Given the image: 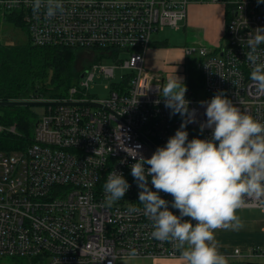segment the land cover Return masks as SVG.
Returning a JSON list of instances; mask_svg holds the SVG:
<instances>
[{
  "label": "built area",
  "instance_id": "obj_1",
  "mask_svg": "<svg viewBox=\"0 0 264 264\" xmlns=\"http://www.w3.org/2000/svg\"><path fill=\"white\" fill-rule=\"evenodd\" d=\"M61 2L62 8L49 18L43 6L39 12L33 11L32 0H0V19L15 14L34 46L90 51L96 57L112 59L114 65H105L103 59L92 62L63 99L23 100L54 104L38 110L29 148L0 153V257L27 258V264L181 260L183 250L176 247L177 242L152 238L153 223L144 215L138 200L140 189L131 175L136 160L124 149L140 145L138 151L150 158L183 120L179 114L171 115L165 106L159 90L164 86L163 76L152 73L145 64L153 35L166 27L178 30L191 3L220 0ZM225 4L231 12L225 47L218 51L208 47L185 50L186 58L195 60L203 76L199 90L185 93L196 117V122L187 126L189 139L211 138V129H200V123L207 119L200 102L220 92L264 122V95L255 91L249 78L252 65L246 57L247 38L264 27V3L232 0ZM257 51L264 60V44ZM118 70L124 71L122 77H117ZM102 78L109 83L105 86L108 96L88 94ZM198 91L204 95L202 99L196 97ZM15 130L13 126L11 131ZM4 131L0 125V134ZM112 171L123 174L130 187L123 198L109 205L103 185ZM160 194L168 201L173 199L171 194ZM131 208L139 211L131 212ZM169 208L178 214L171 205ZM237 209L264 213V200L245 197ZM233 221L214 233L234 227ZM133 250L137 255L130 258ZM222 255L228 263L264 258V251L257 246Z\"/></svg>",
  "mask_w": 264,
  "mask_h": 264
},
{
  "label": "clouds",
  "instance_id": "obj_2",
  "mask_svg": "<svg viewBox=\"0 0 264 264\" xmlns=\"http://www.w3.org/2000/svg\"><path fill=\"white\" fill-rule=\"evenodd\" d=\"M32 5L34 12L43 6L49 18L62 8L61 0H32ZM255 31L247 38L246 57L252 65L249 78L255 91L264 95V60L257 51L264 44V27ZM159 90L170 114L183 118L180 127L150 158L145 159L138 151L140 145L124 149L136 160L131 175L140 189L138 200L144 215L153 223L151 236L158 241L177 242L176 247L183 250L180 259L186 264H227L217 250L214 230L235 220L234 213L245 197L264 200V122L242 111L220 92L200 102L207 117L200 129H211V138L189 139L187 126L196 122V117L185 98L187 88L182 78L175 75ZM129 187L123 174L110 172L103 185L106 202L110 205L120 200ZM161 192L171 194L173 199H164ZM129 255L135 258L137 254L133 250Z\"/></svg>",
  "mask_w": 264,
  "mask_h": 264
},
{
  "label": "trees",
  "instance_id": "obj_3",
  "mask_svg": "<svg viewBox=\"0 0 264 264\" xmlns=\"http://www.w3.org/2000/svg\"><path fill=\"white\" fill-rule=\"evenodd\" d=\"M226 9L229 22L230 7L226 6ZM0 21L16 28L26 27L13 13L7 14ZM84 52L85 50L66 47H37L29 39L24 44H6L0 37V101L38 98L58 100L67 97L69 90L80 81L84 73L79 71L77 65ZM104 58L105 56L98 55L93 62ZM187 60L189 87L199 90L203 86V76L197 69L195 60ZM128 81L123 82L124 87ZM197 81L199 86L196 85ZM39 109L41 108L0 107V125L5 128L0 134V153L20 152L32 145ZM13 126L16 127L15 132L11 131Z\"/></svg>",
  "mask_w": 264,
  "mask_h": 264
},
{
  "label": "rangeland",
  "instance_id": "obj_4",
  "mask_svg": "<svg viewBox=\"0 0 264 264\" xmlns=\"http://www.w3.org/2000/svg\"><path fill=\"white\" fill-rule=\"evenodd\" d=\"M229 0H221L219 3H213L212 5L216 6L219 5L217 10L221 13L226 9L225 3ZM193 4L191 3L188 6L187 14L190 13V8ZM198 5H207L205 3H199ZM211 17V21L214 23L215 32L213 34L214 39L218 42L216 47L214 48H221L225 47L226 44V24H225V16L223 14L220 15V23H216V19L214 14L209 15ZM223 18V19H222ZM26 27H14L10 24H5L4 22L0 21V37L2 41L6 44H24L28 41V36L26 33ZM153 45L155 42L164 44V46L171 50L172 57L177 61L169 62L167 61L166 64L168 66H164L165 63L161 64V67L157 70H149L147 61V69L152 73H163L164 78L166 79V83L168 80L172 79L176 76L182 78L184 84H186V74L184 72V63L187 61L185 56V50L187 48L192 47V43L188 41V35L186 34V29L184 25L181 23L179 30L172 29L170 27H166L163 31L159 32L158 34L153 35L152 37ZM198 46V45H194ZM151 50V49H150ZM150 50L148 54H150ZM147 54V56H148ZM97 55L92 54L90 51H86L80 55L78 61V69L79 71H85L88 68V65L96 60ZM147 60V59H146ZM103 63L105 65H114V61L112 59H103ZM178 63V64H177ZM172 66V67H170ZM124 71L118 70L116 75L117 77H122ZM109 84L105 80L100 79L96 80V84L93 88L89 90L91 96H96L98 98H106L109 94V91L105 89V86ZM196 85L199 86V82L197 81ZM195 85V86H196ZM193 91H197L194 88ZM198 99H202L204 95L198 91L196 94ZM235 220L233 221L234 227H230L223 231H215L214 237L216 242V246L220 248L221 244L225 240H230V244L237 246L239 245L238 238L239 235H248V244L249 246H259L262 251H264V233L261 234L262 228L264 226V214L260 213V211H249V210H242L236 209L235 213ZM221 249V248H220ZM230 264H264V258H255L251 260H245L243 262L237 260H230ZM27 258H1L0 257V264H27ZM118 264H152L150 260H123L118 262Z\"/></svg>",
  "mask_w": 264,
  "mask_h": 264
},
{
  "label": "crops",
  "instance_id": "obj_5",
  "mask_svg": "<svg viewBox=\"0 0 264 264\" xmlns=\"http://www.w3.org/2000/svg\"><path fill=\"white\" fill-rule=\"evenodd\" d=\"M232 1V0H229ZM199 3L193 4L190 8V13L187 14V19L182 22L186 29V34L188 35V41L192 43V47H208L209 49L213 51H218L220 48H214L217 45V41L214 39L213 34L215 30L214 23L211 21V17L209 16L210 14L215 16L216 23H220V15L223 14V17L225 16V24H226V32H227V24H228V17L226 15V10L222 11V13L217 10L219 5H212V3H205L207 5H198ZM226 5V4H224ZM223 19V18H222ZM179 30V29H178ZM225 32V33H226ZM227 35V34H226ZM28 40V39H27ZM198 45V46H194ZM150 54L147 56V64L149 70H154L157 71L162 63H165L164 66H168L166 64L167 61L169 62H174L177 61L172 57L171 50L166 48L164 44L155 42L154 45L150 48ZM149 52V51H148ZM185 52V51H184ZM186 56V55H185ZM188 62V60L186 61ZM186 62L184 63V72L186 74V88L188 92L189 90H192L189 87V82L187 79V66ZM178 64V63H177ZM188 64V63H187ZM172 67V66H170ZM161 74L162 76L164 75L163 73H158ZM164 84H166V79L163 76ZM41 108V107H40ZM249 211H260V210H249ZM262 213V211H260ZM264 214V213H262ZM228 229V228H227ZM264 226L262 228L261 234L263 233ZM223 231V230H221ZM248 238L249 236L244 234V235H239L238 238V243L239 245L234 246L230 244V240H225L223 244H221L220 248L217 247L219 252L221 254H232L235 249H241L244 252H247L250 248L252 247H257L256 246H249L248 244ZM216 244V242H215ZM217 245V244H216ZM150 260V259H149ZM148 260V261H149ZM240 262H243L244 260H237ZM152 264H186L185 261L183 260H160V261H151ZM230 263V262H228Z\"/></svg>",
  "mask_w": 264,
  "mask_h": 264
},
{
  "label": "water",
  "instance_id": "obj_6",
  "mask_svg": "<svg viewBox=\"0 0 264 264\" xmlns=\"http://www.w3.org/2000/svg\"><path fill=\"white\" fill-rule=\"evenodd\" d=\"M81 77H83V75ZM52 104H54V103L33 102V101H11V102H1L0 101V107H36V108H40V107H45V106L52 105ZM84 104H87V103H84ZM87 105H91L92 107L102 108L95 103H88Z\"/></svg>",
  "mask_w": 264,
  "mask_h": 264
},
{
  "label": "bare ground",
  "instance_id": "obj_7",
  "mask_svg": "<svg viewBox=\"0 0 264 264\" xmlns=\"http://www.w3.org/2000/svg\"><path fill=\"white\" fill-rule=\"evenodd\" d=\"M8 20V19H7ZM14 21V20H13Z\"/></svg>",
  "mask_w": 264,
  "mask_h": 264
}]
</instances>
